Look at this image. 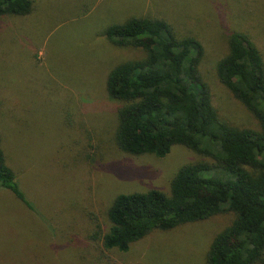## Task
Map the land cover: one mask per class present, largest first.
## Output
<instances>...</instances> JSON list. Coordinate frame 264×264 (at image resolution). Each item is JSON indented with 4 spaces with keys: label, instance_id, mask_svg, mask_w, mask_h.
<instances>
[{
    "label": "rangeland",
    "instance_id": "obj_1",
    "mask_svg": "<svg viewBox=\"0 0 264 264\" xmlns=\"http://www.w3.org/2000/svg\"><path fill=\"white\" fill-rule=\"evenodd\" d=\"M30 1L29 14L0 17V149L30 205L0 188V264H79V255L83 264H204L230 212L152 231L124 253L101 251L99 240L89 239L96 226L99 235L108 228L116 195L167 194L179 167L209 162L180 146L162 158L117 150L120 104L107 98L105 78L143 54L112 45L102 32L130 18H155L176 37L196 39L203 49L198 73L216 114L254 130L256 121L218 82L215 64L226 36L241 32L264 65V0H144L136 8L132 0H104V9L91 11L95 0Z\"/></svg>",
    "mask_w": 264,
    "mask_h": 264
},
{
    "label": "trees",
    "instance_id": "obj_2",
    "mask_svg": "<svg viewBox=\"0 0 264 264\" xmlns=\"http://www.w3.org/2000/svg\"><path fill=\"white\" fill-rule=\"evenodd\" d=\"M30 0H0L1 16H25ZM112 45L142 52L106 75L108 99L118 102L113 143L130 156L162 158L172 146L209 162L179 167L168 193L148 190L116 195L106 210L108 228L96 231L101 251L124 253L152 231L207 220L230 212L231 222L209 243L204 264H261L264 255V65L247 34L226 36V53L215 64L218 82L256 121V129L236 128L211 106L198 65L203 49L191 37L178 38L164 20L130 18L106 27ZM210 173V176H203ZM217 173L218 177L213 175ZM0 188L25 208L13 171L0 149ZM79 264L84 258L79 255Z\"/></svg>",
    "mask_w": 264,
    "mask_h": 264
},
{
    "label": "crops",
    "instance_id": "obj_3",
    "mask_svg": "<svg viewBox=\"0 0 264 264\" xmlns=\"http://www.w3.org/2000/svg\"><path fill=\"white\" fill-rule=\"evenodd\" d=\"M141 1V2H144V0H132L130 3L132 5L133 8H136L137 6V3ZM104 2V0H95L92 4V6L89 8V10H95L98 8V6H101L103 8L104 5H102V3ZM113 3L114 4V1H107L106 3V6ZM101 4V5H100ZM105 6V9H107V7ZM104 9V8H103Z\"/></svg>",
    "mask_w": 264,
    "mask_h": 264
}]
</instances>
